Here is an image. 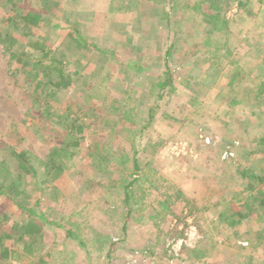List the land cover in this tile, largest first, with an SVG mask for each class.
Masks as SVG:
<instances>
[{
  "label": "rangeland",
  "instance_id": "obj_1",
  "mask_svg": "<svg viewBox=\"0 0 264 264\" xmlns=\"http://www.w3.org/2000/svg\"><path fill=\"white\" fill-rule=\"evenodd\" d=\"M32 12L46 20L22 24ZM67 24L91 45L60 29ZM0 37L7 40L0 39L1 156H10V145L46 159L69 135L65 117L83 116L85 130L83 147L71 149V160L59 155L67 166L53 170L42 193L39 248L25 251L13 233L5 240L17 248L9 262L197 264L185 260L196 248L207 264H264V212L248 195L254 180L238 169L264 168V0H0ZM36 39L82 76L33 93L38 75L15 74L5 48ZM181 42L179 55L191 52L184 58L175 57ZM169 76L174 85L163 97L158 88L151 93ZM132 174L143 179L126 219L123 184ZM120 175L124 181L110 183ZM37 186L32 180L17 200L33 207ZM4 210L11 223L23 219L5 199ZM237 210L246 217L225 222Z\"/></svg>",
  "mask_w": 264,
  "mask_h": 264
},
{
  "label": "trees",
  "instance_id": "obj_2",
  "mask_svg": "<svg viewBox=\"0 0 264 264\" xmlns=\"http://www.w3.org/2000/svg\"><path fill=\"white\" fill-rule=\"evenodd\" d=\"M21 18L22 24H34L37 25L44 20H46V17L44 14L39 12H32L28 13ZM68 26H58L61 30H69L70 36H74L76 32L74 28H72L71 25L67 24ZM29 30L27 34L32 33L31 28H27ZM74 34V35H73ZM5 36V35H4ZM2 37V36H1ZM3 41L5 38H1ZM7 37V36H6ZM75 40L77 38L78 43H83L84 45L90 46L91 44L87 41V38L85 36L79 35L74 36ZM17 45V46H15ZM93 46H95L93 44ZM6 50L10 53V60H11V69L15 74L18 72L25 73V69L31 68V71L38 75V78L35 80L33 93L36 92V95H42L51 89L52 87L57 89H65L70 87V85L74 82L76 76H82L81 71L74 70L70 71L67 70L68 61L65 59V57H59L55 56L54 54V47L51 46L49 43L40 42L39 39L33 40L31 43H24V42H16L14 44L8 43ZM37 52H41L42 54L37 56ZM49 58L52 61H49L46 64V61L49 60ZM21 59L23 60V63L21 62ZM41 75V76H40ZM172 77L166 78L167 80H163V78H160L157 85H152L151 87V93L160 89V97H163L165 93L166 84L170 83L172 86L174 85ZM155 82V80L153 81ZM40 97V96H39ZM39 102H43V99H38ZM239 102V101H238ZM48 106V104H45ZM44 105V106H45ZM76 105V104H75ZM45 106V107H47ZM72 104L68 107H71ZM46 109V108H44ZM71 109V108H68ZM47 114H51L50 110L46 112ZM86 113V112H83ZM150 116L148 120L150 121L153 119V108L149 109ZM59 115V114H58ZM85 115V114H83ZM58 117H61L58 116ZM74 116L73 118H67L65 117V123L64 126L66 128H69L68 134L66 139L62 142V144L57 147H54L51 152L47 155L46 159L38 158L35 154L24 150V149H17L15 147H12L8 145L6 148L10 150V156L9 157H3L0 154V200L4 201H10V203H15L18 205V207L21 209L22 212H24L23 219H15L13 223L9 220L11 215H9V210H4L0 214V264H12L11 260L9 262V259L12 258V255L16 253L17 248L8 249L5 248V240L13 238V233H18L16 236V241L18 243L23 242L25 251L29 250V248L35 247L38 249L41 244V239L43 235V229L42 225L40 224V221H42L44 217V213L41 212L42 207V193L45 192L46 186L50 184L51 181V173H53V170L57 169L58 171H63L67 164L63 162L59 155L66 154L68 155L69 159L71 160L75 153L77 152L74 150H71L73 148L80 150L83 146L82 140H83V134L84 133V127L81 124V120H83V116ZM67 118V119H66ZM146 126V125H145ZM78 132V135L75 133ZM68 139V140H67ZM261 143L264 144V137L261 140ZM140 149V148H138ZM263 148L259 150V152H262ZM137 152V151H136ZM138 154V153H137ZM124 163V162H123ZM122 164V163H121ZM134 166L137 169H140V165L138 162V159L135 157L134 159ZM113 169L119 170V166L113 167ZM238 169L242 171L241 177H248L252 180H254V183L252 185V192H250L249 197L253 200V203L257 202L259 204L260 214L264 212V186L260 188V184L264 185V168L262 171L255 172L252 169H248L247 167H243V165L238 166ZM120 172H122V169H120ZM41 173V174H40ZM42 176V177H41ZM143 179V174L135 175L132 174L131 178L129 180H125L119 176L118 180L114 178L113 180H110V183H117L118 181H126L124 182V201L126 202V205L128 206L127 211V217L133 213L135 210L134 206L137 204V202H134V204L131 202L132 198L136 196V193L133 191V188L136 184H140L141 180ZM34 180L35 184H37V188L40 191L39 196H34L35 200L33 203V207L28 206L26 204H23L19 200H17V196L19 194L24 193L27 191H31L28 187L30 182ZM166 199V198H164ZM166 201H163V203ZM165 204V203H164ZM165 206V205H164ZM157 209V208H156ZM155 207L153 208V211H156ZM232 210V209H231ZM235 215H228L225 217V222L231 225H235L238 223V220L240 218L246 217L243 216L240 211H235ZM154 216V215H152ZM248 216V215H247ZM53 223H56L55 221H52ZM124 229H126V226H123ZM67 235L71 237L72 239H77L76 237V231L72 230V228L66 229ZM20 241V242H19ZM78 243L82 244L81 240H77ZM111 245L113 246L115 243L113 241H110ZM111 248V247H110ZM201 252L200 249H189V255L185 258L186 261H191L197 263V264H207V262L202 260L204 255L202 253L197 254ZM193 256L195 260L193 259ZM4 261V262H3ZM37 264L41 263L47 264L46 260H37ZM54 262V260H53Z\"/></svg>",
  "mask_w": 264,
  "mask_h": 264
},
{
  "label": "crops",
  "instance_id": "obj_3",
  "mask_svg": "<svg viewBox=\"0 0 264 264\" xmlns=\"http://www.w3.org/2000/svg\"><path fill=\"white\" fill-rule=\"evenodd\" d=\"M181 6V5H180ZM175 7V6H174ZM173 9H175V8H173ZM176 12H178V11H176ZM180 22L181 21H183L182 23L183 24H185L184 22H186V26H188L189 27V25H190V21L186 18V17H183V15L182 16H180L179 17V19H178ZM148 27H149V29L150 28H153V26H150L149 24H148ZM186 34H187V32H186ZM189 35V34H188ZM188 35H185V29H183V31H182V37H181V41L183 42V45H182V42H181V44H179V48H178V50H177V53H176V56L175 57H180V58H184L185 57V55H187V53L188 54H190L191 52L190 51H187L186 53H185V55L183 54V56H181V55H179V51L181 50V47L183 46V47H185L186 45V43H189L188 41H190V38H188ZM197 36H194L193 37V39H197L196 38ZM212 39V38H211ZM197 41V40H196ZM177 42H179V41H177ZM198 42V41H197ZM207 42V41H206ZM172 44H174V42H172ZM182 45V46H181ZM188 47V46H187ZM174 48H176V46L174 47ZM187 58H188V56H187ZM187 64L188 63H185V67L187 66ZM177 91L178 92H180V91H182V92H187L188 90H187V88L186 87H184V88H180V89H177Z\"/></svg>",
  "mask_w": 264,
  "mask_h": 264
}]
</instances>
